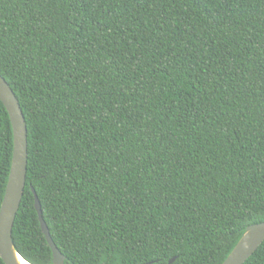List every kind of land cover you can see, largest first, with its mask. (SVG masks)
<instances>
[{"label": "trees", "instance_id": "obj_1", "mask_svg": "<svg viewBox=\"0 0 264 264\" xmlns=\"http://www.w3.org/2000/svg\"><path fill=\"white\" fill-rule=\"evenodd\" d=\"M0 76L29 264H51L30 188L66 264H222L264 223V0H0ZM12 137L0 101V205Z\"/></svg>", "mask_w": 264, "mask_h": 264}, {"label": "water", "instance_id": "obj_2", "mask_svg": "<svg viewBox=\"0 0 264 264\" xmlns=\"http://www.w3.org/2000/svg\"><path fill=\"white\" fill-rule=\"evenodd\" d=\"M0 101L8 114L13 136L9 175L0 205V259L4 264H19L18 258L25 264H29L16 252L12 241V228L26 184L27 129L18 100L1 76ZM30 190L40 230L51 251V264H66L65 257L50 238L48 228L42 219L37 196L33 188ZM240 236L241 238L222 264H243L264 241V223L247 227Z\"/></svg>", "mask_w": 264, "mask_h": 264}, {"label": "bare ground", "instance_id": "obj_3", "mask_svg": "<svg viewBox=\"0 0 264 264\" xmlns=\"http://www.w3.org/2000/svg\"><path fill=\"white\" fill-rule=\"evenodd\" d=\"M18 263L19 264H25L21 259L18 258Z\"/></svg>", "mask_w": 264, "mask_h": 264}]
</instances>
